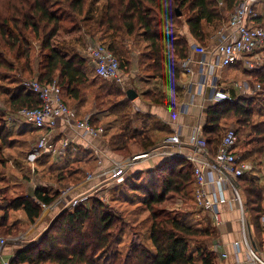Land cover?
Returning a JSON list of instances; mask_svg holds the SVG:
<instances>
[{
    "label": "trees",
    "instance_id": "trees-1",
    "mask_svg": "<svg viewBox=\"0 0 264 264\" xmlns=\"http://www.w3.org/2000/svg\"><path fill=\"white\" fill-rule=\"evenodd\" d=\"M88 2L0 0V70L18 74V78L14 75V79H10L12 87L6 89L0 86V95L5 96V106L11 113L38 108L41 105L39 98L23 86V76L28 75L32 79L37 75L42 84L57 82L66 104L69 106L71 101L74 103L71 109L78 111L88 102L99 105L102 101L99 92L102 88H110L104 96L116 97L117 101H108L104 114L113 116L114 123L120 127L109 138V148L123 155L135 141L143 152H150L160 145L161 140L155 139L152 132L160 125L149 116L134 115L131 102L115 83L103 81L100 84L99 79H92L87 73L88 58L76 49L71 47L69 51V46L66 50V45L65 48L53 45L63 21L72 15L83 17L86 14L83 21H94L93 30L97 29V33H112V43L109 46L101 44L117 57L125 74L131 73V63L115 47L113 40L121 34L143 40L145 51L140 67L150 72L149 76L160 81L166 89L162 90V94L148 92L146 96L155 106L175 109V104L183 97L180 94L181 63L189 58L190 53L187 38L181 34L183 25L189 27L191 35L200 44L205 45L211 36L209 28L226 22L242 0H106L101 9L87 10ZM178 13L181 15L178 16ZM184 17L185 22L182 21ZM262 20L263 16L259 14L255 25L263 27L260 26ZM93 30L88 34L94 39L96 33H92ZM25 34L40 44L41 56L35 67L31 64L30 43ZM35 68L38 69L36 72ZM247 72L256 75L264 93V66ZM228 90L231 102L213 104L207 109L204 138L210 152L217 151L225 124L231 122L236 129V148L242 161L254 162L257 156L264 154V101L258 104L255 97L240 95L235 89ZM97 122L96 116L91 117L93 125ZM7 123V113L0 108V156L4 146L8 145ZM148 124L151 130L145 129ZM26 128L21 126L18 134L27 136L29 132ZM241 145L242 151L239 150ZM81 153L89 154L79 150L55 163L73 162ZM136 175L110 190L118 194L113 201L110 200V205L93 196L72 211H63L43 237L18 251L10 264H213L216 229L196 222L194 210L180 213L177 217L161 208L167 197L172 195H180L194 206L196 185L193 165L185 158L175 157ZM138 179L139 182L136 181ZM236 183L245 196L253 228L259 233L260 218L264 214L263 184L248 179L246 175L237 179ZM126 188L133 194L140 193L136 196L149 212L145 220L149 227L145 231L131 229L116 212L120 199L125 201L130 198L125 193ZM60 195V192L51 195L44 189H36L33 196H20L8 201V206L2 210H22L29 222L35 224L42 215V205L52 206ZM87 202L92 203L91 207L87 206ZM2 220L0 227L7 225L8 216L4 215ZM128 228L133 232L127 242Z\"/></svg>",
    "mask_w": 264,
    "mask_h": 264
},
{
    "label": "rangeland",
    "instance_id": "rangeland-1",
    "mask_svg": "<svg viewBox=\"0 0 264 264\" xmlns=\"http://www.w3.org/2000/svg\"><path fill=\"white\" fill-rule=\"evenodd\" d=\"M105 5L106 0H89L87 4V10L89 8L101 9ZM255 10L258 15L262 14L263 20L260 26L264 27V0H256ZM85 15L83 17L72 15L70 19H65L61 25L60 32L53 41V45L58 48H65L66 45V50L69 46V51L72 47L76 49V51L80 53V55L87 58V46L84 38L86 40L88 37L91 38V35L88 34V32L94 29L95 22H84L83 19ZM185 17L182 20L183 22H185ZM228 22L229 19L227 17V21L223 24H218L217 26L210 28L208 27V33L210 35H213L214 33L219 32L228 24ZM184 27L185 25H183L182 29ZM97 31V29L92 31V33H96L94 39L109 46L112 43V40L110 39L112 33L102 34L100 32L97 33ZM25 37H27L30 43L29 47L31 64L33 63V66L35 67V64H38L37 62H39L38 60L41 56L40 44L38 41L29 36V34H25ZM113 42L120 53H123L124 58L130 61L131 70L134 69L135 71L134 74H126L127 79L125 83L130 86L129 88L135 89V91L140 93L142 96L146 95L148 92H157L162 94V90H166L164 87H162L160 81L155 82V80L151 78V76H149L151 74L150 72H147L143 67H140V63H143L142 53L145 51V43L143 42V40L127 38L125 35L121 34V36H117L113 40ZM201 46L203 47L204 45ZM22 63L24 62H21V64ZM37 70L38 69L35 68V72ZM252 74L254 73H248L243 69H241L239 72H237L235 69H224V84L227 85L226 88H237L239 89L238 91L241 90L240 88L235 86L236 83H242L245 86H249L251 89H254L260 83L258 82L256 75ZM14 75L15 74H12L8 71L0 70V78H2L3 80H0V86H4V88L6 89L7 87H12L10 86V79H14V77L18 74H16L15 76ZM249 76L251 77L250 79ZM8 77L11 78L8 79ZM16 78H18V76ZM31 78L32 79H29L28 75L23 76V83L32 80H38L37 75ZM134 80H136V83ZM237 80L241 82H237ZM102 82L103 80L99 79V83L102 84ZM109 89L110 88H102V90L99 92L101 94L102 101L99 102V105L96 106V110L101 112L106 111L108 107V101H117L116 97L107 98L104 96L105 94L109 93ZM239 93L243 95L241 92ZM245 96L255 97L258 100V104H260L261 101H264V93L254 92L253 94H251V96ZM5 99V96L0 95V108H2L7 113L8 123L6 133L7 136H9L6 141L8 145L7 147L4 146V148L2 149V154L0 156V225L3 224L2 218L4 217V215L8 216V221L6 226L0 227V235L8 240V247H6L5 250H8L10 255L7 257L6 255H4V260L8 261L14 258V256L17 254L16 252L22 250L23 248H26L27 246L37 243L43 237L54 219L66 210L65 208H63V203L66 199L60 200V195V198L57 199L52 206H49L45 210L42 209V215L35 224H31L29 222L28 218L22 210H9L7 212L3 211L2 209H6V207L8 206V201H11L20 196H33L34 190L36 189H44V191L50 193L51 195H53L55 192L61 193L65 190L72 189L71 193L69 194L71 195L80 186L88 183V178L90 175H93L94 180H96V175L94 172L96 168L102 167V165L98 160L95 161V158H92L90 160V156L88 153H81L77 160H73V162L56 164L55 162L58 161L54 160L53 157H50L47 154H44L43 152H40L36 149V144L39 137L35 134V130L30 127L31 124L28 121H26L25 119V121H23V118L19 117L18 113L14 114L8 110L4 103ZM144 99L150 102V98H148L147 96L144 97ZM68 104L70 108H73L74 103L69 101ZM91 105L92 104L89 103V105L86 106L85 110L89 111ZM82 113L84 114V112ZM113 119V116L105 117V114L102 113V118L98 120V125L105 126L106 128L109 127L111 129L110 135H114L120 127L118 123H114ZM19 123L21 126H27L26 129H28L29 132L27 136H20L18 134L17 124ZM231 125V122L225 124L226 128L224 131L232 127ZM224 131L220 138L221 141L225 134ZM107 135L108 131L105 137ZM241 147L242 145L239 146L240 151H242ZM138 148L141 149L140 146H138ZM138 148L131 146L130 144V146H128L127 148V151L123 152V155L125 157H131L136 151H138ZM120 155H122V153ZM143 172L145 171H141L139 173ZM133 175L135 176L136 174H132L130 177H132ZM138 175L140 176L141 174ZM136 181L139 182V179ZM109 192L110 194H108L107 197H104L105 195L102 194L103 192L95 194L94 197L102 199L104 203L110 205V200L113 201L114 197H116V195L118 194L112 193V191ZM125 193L130 198H126V203L124 199H120V203L116 206L117 211H115L120 216V218L123 219L128 226H130L131 229H135L138 232L145 231V229L149 227L145 222V220L149 216V212L147 211V209L143 208L140 203V198L136 196L140 193L133 194V192H130L127 188L125 189ZM79 204L80 202L77 205ZM86 204L88 207H91L92 205V203L88 202ZM62 208L65 210L62 211ZM161 208L165 209L170 215H174L177 217L180 215V213L182 214L192 210L196 211L195 204L193 206L191 201H186L180 195H172L167 197L166 202L161 206ZM67 210L72 211L73 208H68ZM131 229L128 228L126 231L127 242L129 240L131 232H133V230Z\"/></svg>",
    "mask_w": 264,
    "mask_h": 264
},
{
    "label": "built area",
    "instance_id": "built-area-1",
    "mask_svg": "<svg viewBox=\"0 0 264 264\" xmlns=\"http://www.w3.org/2000/svg\"><path fill=\"white\" fill-rule=\"evenodd\" d=\"M256 0H242L229 18L228 24L221 29L216 37L214 52L219 58L222 69L230 68L242 64L246 69L254 71L264 66V27H257L255 20L258 16L256 10ZM195 51L205 54L204 47H196ZM87 58L95 69L96 76L104 81H112L122 89L127 88L125 83L127 75L121 70L120 62L117 57L101 43H90L87 47ZM191 59L183 61L181 68L184 74L191 75ZM24 88L36 95L41 105L35 109H24L19 112V116L32 124L36 129L42 131L38 138L36 149L48 156L61 158L72 144V139H55V134L62 123L63 126L72 130L76 137L87 139H101L107 130L105 126H94L89 117L82 119L76 118V112L71 109L63 99V92L57 82L42 84L39 80H32L23 83ZM212 101L214 104L231 102L230 92L220 87L218 84L213 86ZM254 92L263 93L262 86L259 84L254 88ZM252 93V94H253ZM237 134L235 128L225 131L221 146L215 156L209 150L205 138H202L198 131H195L188 146L195 148V152L187 159L194 168V180L196 185L194 204L196 207L195 221L204 222V215L211 214L213 228H220L223 223L219 215L215 212L216 206L224 201V192L231 188L235 191V197L243 205L240 194L233 181L246 175L249 164L242 161L238 154ZM184 146L179 135H174L166 139L161 146L150 151L144 152L133 158L132 162L147 160L154 157L162 149L169 147ZM98 154L99 151H96ZM183 158V157H182ZM131 163V162H130ZM101 164V163H100ZM129 163L116 164L114 175L107 182L111 186L119 185L125 181L126 169ZM94 181V176L90 175L88 182ZM103 186L93 187L87 194H82L73 200L66 202L64 208H74L79 202L96 194ZM72 189L61 192V199H68ZM1 197V195H0ZM48 207L42 205V209ZM243 224V243L249 251L250 261L248 264H264V257L258 253L251 245L247 233L245 219ZM8 247V240L0 235V264H10V260H4L5 249Z\"/></svg>",
    "mask_w": 264,
    "mask_h": 264
},
{
    "label": "crops",
    "instance_id": "crops-1",
    "mask_svg": "<svg viewBox=\"0 0 264 264\" xmlns=\"http://www.w3.org/2000/svg\"><path fill=\"white\" fill-rule=\"evenodd\" d=\"M182 35L187 38V41L190 46L189 59H191V68L193 70V74L188 75L182 72L181 68V81L180 85L182 88V99L175 104V109H167L162 106H155L148 100L144 99L146 95L142 96L138 93V98L135 101H130L127 98V91L134 90L129 88L130 86L127 84V88L122 89L119 87L124 94H126V98L131 102L133 114H140L141 116H149L153 119L154 122H157L160 127L156 130H153V135L155 139L161 140L160 145L170 136L179 135L181 141L184 146L177 147H169L168 149H162L159 151L154 157L147 160H140L136 162H132L133 158L144 153L142 149H139V144L131 142V146L137 147L138 151L134 153L131 157H125L124 155H120L118 153H114L108 146V140L112 136L110 135L111 129L107 127L108 135L103 139H87L83 140L82 138L76 137V134L62 125H59V128L55 134V139H72V144L66 151V153L59 159L54 158L56 161H60L61 159H65L69 156V154H74L75 152H79V150L83 152H89V159L95 158V161H99L102 167H98L95 170L96 180L92 182L85 183L83 186H80L78 189L73 192V194L64 201L63 208L67 201L73 200L76 197L89 193L93 187L103 186L96 194L103 192L102 194L107 197L109 191L115 187L116 185L111 186L110 183H107L111 177L114 175V166L116 164H130V166L126 169L125 179L130 177L132 174L139 173L141 171L151 170L159 165L168 162L175 157H183L186 158L189 155L195 152V148L192 146H188L187 142L190 141V138L194 134L195 131H198L202 138L203 129L206 122V111L207 109L213 105L212 96H213V86L218 84L223 89L229 91L226 88V84H224L223 74L224 69L220 67L219 58L214 52V47L216 45L215 36L216 33L209 36L206 44L203 46L206 49L205 54H199L195 51L196 47H202L200 44L190 33L189 27L185 26L182 29ZM84 38V37H83ZM87 38V37H86ZM86 46L90 43H100L95 39L87 38ZM183 63V62H182ZM181 63V65H182ZM89 68L87 70L88 75L92 79H99L96 76L95 69L92 64L88 61ZM226 69H235L239 72L241 69L250 71L246 69L242 64L235 65ZM134 69L131 70V73L134 74ZM250 73V72H248ZM250 75V74H249ZM251 76V75H250ZM249 76V79L251 78ZM101 80V79H100ZM104 81V80H103ZM136 83V80H134ZM157 80H155L156 82ZM112 82V81H109ZM237 82H241L238 81ZM114 83V82H113ZM134 86V85H133ZM235 86L240 88H234L238 93L241 92L243 95H249L253 93L254 89H251L249 86H245L244 84L236 83ZM136 88V87H134ZM240 94V93H239ZM241 95V94H240ZM88 102L83 107L79 108L78 111L76 109V118L82 119L84 117L96 116L102 118V113L96 110V103H91V108L89 111H86V106L89 105ZM84 110V111H83ZM84 112V114L82 113ZM90 112V113H86ZM86 113V114H85ZM87 115V116H85ZM108 115H105L107 117ZM21 117V116H19ZM22 118V117H21ZM23 121H25L23 119ZM99 121L94 124V126L98 125ZM19 130L21 128L20 123L17 124ZM31 127L36 130L35 134L39 137L42 134V131L36 129L32 124ZM150 124L146 126V130L149 129ZM165 128L170 132H166ZM110 129V130H109ZM169 133V134H168ZM221 146V143H220ZM220 148V147H219ZM218 148V149H219ZM71 150L69 153L68 151ZM238 150V149H237ZM73 151V152H72ZM75 151V152H74ZM96 151H99L97 154ZM218 151V150H217ZM217 151L212 152L213 156L216 155ZM51 157V156H50ZM93 160V161H94ZM131 162V163H130ZM249 164L248 170L246 172V176L248 179L258 180L263 184L264 187V154L257 156L254 162H247ZM236 186L243 205V212L241 210V205L238 203L235 197V191L231 188H228L224 192V201L220 202L216 208L215 212L219 215L222 220L223 225L220 228H215L217 231V237L215 241V245L212 248V251L215 254V260L213 264H248L250 261L249 251L247 247L243 243V224L242 218L245 219L247 226V233L250 239L252 247L260 254L264 252V214L260 218V232L257 233L254 230V225L252 224L248 210L246 209L245 196L242 194L240 187L237 185L236 181H233ZM95 194L93 193L92 196ZM91 196V197H92ZM102 196V195H101ZM62 208V211L65 210ZM262 208L264 209V194H263V203ZM201 225L212 226L211 223V214L206 213L204 215V222H201ZM17 253V252H16ZM6 257L10 255L9 251L5 250ZM264 257V255H262Z\"/></svg>",
    "mask_w": 264,
    "mask_h": 264
},
{
    "label": "water",
    "instance_id": "water-1",
    "mask_svg": "<svg viewBox=\"0 0 264 264\" xmlns=\"http://www.w3.org/2000/svg\"><path fill=\"white\" fill-rule=\"evenodd\" d=\"M181 14L180 13H178V16H180ZM127 98L130 100V101H135L137 98H138V93L136 92V91H134V90H129V91H127ZM56 219V218H55ZM55 219H54V221H55ZM53 221V222H54ZM52 222V223H53ZM50 227V226H49Z\"/></svg>",
    "mask_w": 264,
    "mask_h": 264
}]
</instances>
